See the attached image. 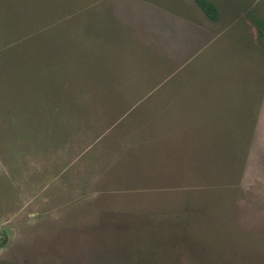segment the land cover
I'll return each instance as SVG.
<instances>
[{
	"label": "rangeland",
	"instance_id": "obj_1",
	"mask_svg": "<svg viewBox=\"0 0 264 264\" xmlns=\"http://www.w3.org/2000/svg\"><path fill=\"white\" fill-rule=\"evenodd\" d=\"M216 2L0 0V264H264V0Z\"/></svg>",
	"mask_w": 264,
	"mask_h": 264
},
{
	"label": "trees",
	"instance_id": "obj_2",
	"mask_svg": "<svg viewBox=\"0 0 264 264\" xmlns=\"http://www.w3.org/2000/svg\"><path fill=\"white\" fill-rule=\"evenodd\" d=\"M199 9L203 12V14L211 19L217 20L220 17V9L216 2V0H193ZM227 1V0H226ZM248 19L255 25L257 34L256 40L261 43L264 39V17L260 16L258 13L254 11L248 12ZM4 241V240H3ZM1 243V242H0Z\"/></svg>",
	"mask_w": 264,
	"mask_h": 264
}]
</instances>
